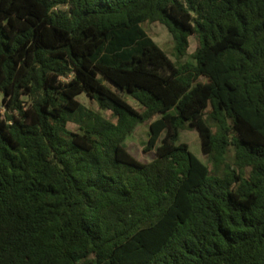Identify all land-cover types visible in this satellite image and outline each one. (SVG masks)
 <instances>
[{"label": "trees", "instance_id": "1", "mask_svg": "<svg viewBox=\"0 0 264 264\" xmlns=\"http://www.w3.org/2000/svg\"><path fill=\"white\" fill-rule=\"evenodd\" d=\"M0 264H264V0H0Z\"/></svg>", "mask_w": 264, "mask_h": 264}, {"label": "rangeland", "instance_id": "2", "mask_svg": "<svg viewBox=\"0 0 264 264\" xmlns=\"http://www.w3.org/2000/svg\"><path fill=\"white\" fill-rule=\"evenodd\" d=\"M144 29L146 30L148 36L159 45L168 56L177 62V58L173 54V38L167 27L159 22L146 23L144 24ZM198 48V39L195 36L190 38V48L189 53L184 57L181 62H193L194 54ZM79 101L85 105L87 108L97 111L105 116L107 119L116 122L117 120L113 117L112 112L102 111L96 101L90 99L85 94L78 97ZM130 103L137 107L138 104L133 99H129ZM69 128L73 131H78L79 127L77 124L70 123ZM150 126L148 123L138 125L133 132L127 137L125 141V146L128 150L140 161L149 163L155 159V150L147 149V142L149 140ZM180 142H184L189 145L190 151L203 163L212 168V164L207 155L204 154L202 150V141L197 129L187 125L181 132ZM230 161L233 160L234 152L233 150L229 153Z\"/></svg>", "mask_w": 264, "mask_h": 264}]
</instances>
